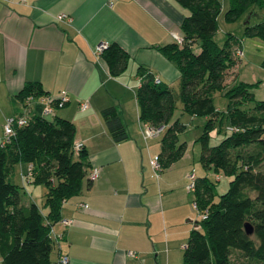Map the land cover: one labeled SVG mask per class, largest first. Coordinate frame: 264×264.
Segmentation results:
<instances>
[{
    "label": "crops",
    "instance_id": "0c3cea01",
    "mask_svg": "<svg viewBox=\"0 0 264 264\" xmlns=\"http://www.w3.org/2000/svg\"><path fill=\"white\" fill-rule=\"evenodd\" d=\"M188 15L177 0H0V147L7 120L25 113L19 94L38 83L44 94L68 93L70 102L56 119L76 126V143L87 152L83 190L62 208V220L71 224L53 227L60 239L52 264L61 255L70 264L183 263L197 223L188 155L156 176L152 161L160 157L162 136L144 137L150 127L140 121L137 92L144 70L170 88L180 79L159 47L174 43ZM103 42L128 54L121 73L113 74L96 54ZM85 100L91 107L81 112ZM43 108L35 100L32 114L42 115ZM109 108L118 111L127 141L112 138L102 117ZM94 168L100 176L88 186ZM27 171V164L17 165L9 178L21 180ZM21 181L12 183L27 190L28 181ZM29 185L24 206L39 204L36 186Z\"/></svg>",
    "mask_w": 264,
    "mask_h": 264
},
{
    "label": "trees",
    "instance_id": "16d2710c",
    "mask_svg": "<svg viewBox=\"0 0 264 264\" xmlns=\"http://www.w3.org/2000/svg\"><path fill=\"white\" fill-rule=\"evenodd\" d=\"M227 22L246 18L245 37L264 42V0H229ZM189 15L181 26L183 43L174 41L160 52L176 65L180 72L181 92L176 96L172 88L156 84V77L143 72L145 80L137 92L140 121L161 132V169L170 168L181 160L188 144L180 143L187 125L174 119L177 103L183 113L193 120L201 118L203 134L197 143L202 145L201 163L211 173L233 178L230 189L214 202L215 186L209 178L198 179L195 172L196 195L200 218L191 232L182 264H232V250L236 249L251 260L264 264V101L256 99L257 84L225 85L227 72L236 66L234 55L245 56L244 41L229 35L223 46L216 42L220 30L221 0H177ZM252 15L249 23L248 17ZM234 47V49H233ZM237 48V49H235ZM242 52L243 55L239 53ZM102 57L113 74L124 71L129 56L117 45H110ZM228 99L220 109L218 95ZM41 86L28 84L19 94L27 125L16 127V135L6 146L0 147V264H52L59 240L53 227L62 222L65 202L81 194L89 170L87 152H74L76 126L63 119L32 114L30 98L38 101L48 97ZM102 117L116 143L129 139L126 126L115 108L102 112ZM14 118V117H13ZM223 136L211 146L212 134ZM20 164H33L34 173L24 179L35 186L48 188L41 205L22 204L25 188L10 182L11 169ZM161 170V171H162ZM23 178V177H22ZM221 180V177L218 178ZM91 179L87 181L91 185ZM251 224L254 234L246 233ZM60 239V238H59Z\"/></svg>",
    "mask_w": 264,
    "mask_h": 264
},
{
    "label": "rangeland",
    "instance_id": "374dc122",
    "mask_svg": "<svg viewBox=\"0 0 264 264\" xmlns=\"http://www.w3.org/2000/svg\"><path fill=\"white\" fill-rule=\"evenodd\" d=\"M223 5V11L219 16V25L220 30L216 35V42L219 46H223L226 42V39L229 35H232L234 39L237 41H244L242 49L244 51L245 56L243 58L237 57L234 55L235 63L237 64L233 68H231L227 72V78L225 85L228 88H231L236 82L237 83H247V84H257L258 88L254 91L256 94V99L259 101H264V42L259 39H249L246 38L245 26L244 22L247 17L239 19L235 22H227L226 14L230 8L229 0H221ZM234 49V47H233ZM237 49V48H235ZM181 81L180 79L176 81L173 85V92L176 96L180 95L181 92ZM216 104L220 109H223L224 106L228 105V99L222 97L220 94L216 97ZM174 119H180L182 124L187 125L186 133L182 134L179 138L180 143L188 144L187 150V162H185V167L190 171V173L195 172L198 179L201 178H209V181L215 186V198L214 202H218L219 198L224 195L229 189L233 178L219 176L221 174L208 172L201 163V154H202V145L201 143H197L200 137L203 134V129L201 123L204 122L201 118H196L195 120L187 114L183 113L181 110V105L177 103V110L174 113ZM223 136H217L215 132L212 134V138L210 141L211 146H216L221 142ZM194 158V159H193ZM264 173V164L258 169ZM221 177V180L218 178ZM15 180H10V182H18L22 184L21 180L18 178V175L14 176ZM27 183V182H25ZM27 190L25 189L22 192V200L23 204L27 205L30 202V189H33L31 185L26 184ZM43 192V193H42ZM46 193H48V188L44 185L36 186L35 196L38 198L39 205L43 202L42 198L45 197ZM193 195H195L193 193ZM196 213V214H195ZM193 222L201 221L200 215L195 211ZM191 225H193L191 223ZM196 225V224H195ZM193 225V226H195ZM231 263L232 264H261L255 261H251L247 259L243 253L239 250H232ZM185 253V252H184Z\"/></svg>",
    "mask_w": 264,
    "mask_h": 264
},
{
    "label": "built area",
    "instance_id": "2783aa9c",
    "mask_svg": "<svg viewBox=\"0 0 264 264\" xmlns=\"http://www.w3.org/2000/svg\"><path fill=\"white\" fill-rule=\"evenodd\" d=\"M64 17L61 16L59 17V19H63ZM175 41L182 44L183 40L181 37H179V35H175L174 36ZM109 48V45L105 42L100 43L97 47V55L102 57V55L104 54V52ZM240 55H243L242 52L239 53ZM161 80L156 77V84H160ZM35 101V99L30 98L28 100L29 104H32ZM39 102H41V104L43 105V115L45 117H54L55 116V105L58 104L59 108H62L64 106H66L69 102H70V98L67 92H63L60 95H58L57 97H53L51 95H49L46 98H42L38 100ZM55 102H57V104H55ZM91 107V102L90 100H85L83 102L80 103L79 105V110L81 112H86L90 109ZM28 120L26 117H14V118H10L7 120L5 126H4V141L2 144V147L6 146V144L8 142H10V140L12 139V137H14L16 135V127H23L25 125H27ZM163 129H154V128H147V130L144 132V137H159L161 135ZM83 145L81 143H76L74 146V152L76 154H80L81 151L83 150ZM152 166L154 171L156 172V176L159 177L160 172H161V163L159 161V158H156L152 161ZM34 165L33 164H28V171L27 174L22 175L23 179H27L29 177L32 176V174L34 173ZM100 176V169L99 168H94L92 173L90 174V179L92 182L96 181ZM196 181L197 178L195 176V174H191L189 175V186H188V190L190 193L194 192L196 189ZM194 209L195 211L199 214V209L196 203H194ZM208 215H202L201 219L202 220H207ZM62 223L65 226H68L71 224V221L68 220H63ZM57 240H59L58 237H56ZM131 256H134L132 253H130ZM59 264H70V259L68 256L65 255H61L60 259H59Z\"/></svg>",
    "mask_w": 264,
    "mask_h": 264
},
{
    "label": "water",
    "instance_id": "95a60500",
    "mask_svg": "<svg viewBox=\"0 0 264 264\" xmlns=\"http://www.w3.org/2000/svg\"><path fill=\"white\" fill-rule=\"evenodd\" d=\"M251 18H252V15H250V16L248 17V20H247L246 24L250 22ZM246 233H247V235H249V236H251V235L254 234V228H253V226H252L251 224H247V225H246Z\"/></svg>",
    "mask_w": 264,
    "mask_h": 264
}]
</instances>
